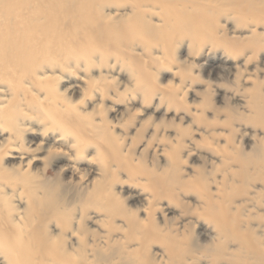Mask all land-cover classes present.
Wrapping results in <instances>:
<instances>
[{
    "label": "bare ground",
    "instance_id": "obj_1",
    "mask_svg": "<svg viewBox=\"0 0 264 264\" xmlns=\"http://www.w3.org/2000/svg\"><path fill=\"white\" fill-rule=\"evenodd\" d=\"M177 1L179 8L172 6ZM201 1L0 0V125L9 127L4 138L6 129H0V264H264V138L248 152L236 150L221 158L227 165L223 172L233 183L229 190L222 183L212 192L199 183L195 186L199 204L181 203L185 213L213 223L214 233L203 234L207 240L198 242L189 221L164 218L156 223L152 196L144 198L148 211L138 218L98 180L85 184L89 187L78 186L91 195L88 200L79 191L67 190L62 178L49 168L41 174L28 171L32 162L41 160V152L50 163L65 160V168L73 171L85 151L82 141L90 139L93 126L81 120L69 142H61L63 135L49 142L44 128L37 142L41 130L5 122L10 99L16 104H32V92L41 91L54 97L53 81L60 75L68 78L78 67L88 70L94 59L103 60L106 53L95 54L90 49L95 41L119 46L135 40L148 44L169 40L176 31L175 23L162 20L155 25L147 19L155 5L163 15L174 14L199 32L203 14L197 10L206 8L199 5ZM230 1L241 17L250 16L256 24H264V0ZM237 41L224 40L236 49L264 48L263 37L254 30L240 46ZM101 84L84 77L70 85L69 91H80L83 96L104 88ZM251 91V110L246 117L264 127V96L257 85ZM169 153V177L152 174L151 178L170 186L186 184L174 167L175 152ZM4 157L14 162L11 174L2 167ZM93 210L103 216L96 218L99 215ZM116 218L120 223H115ZM85 221L95 230L85 229ZM154 245H160L156 251Z\"/></svg>",
    "mask_w": 264,
    "mask_h": 264
},
{
    "label": "rangeland",
    "instance_id": "obj_2",
    "mask_svg": "<svg viewBox=\"0 0 264 264\" xmlns=\"http://www.w3.org/2000/svg\"><path fill=\"white\" fill-rule=\"evenodd\" d=\"M199 5L206 7L197 10L203 14L199 32L174 14L163 15L155 5L147 19L155 25L162 20L175 23L176 31L169 40L149 44L135 40L119 46L95 41L90 49L96 51L92 53H106V57L94 59L88 70L78 67L68 78L60 75L53 81L56 96L32 92V104H16L10 99L7 126L41 130L37 142L44 128L49 142L60 135L61 142H69L81 120L93 126L90 139L82 141L85 151L73 171L65 168V160L50 163L44 152L28 171L41 174L49 168L62 178L67 190L73 194L79 191L88 200L91 195L78 186L98 180L138 218L148 211L144 198L152 196L156 223L164 218L189 221L192 236L198 242L207 240L202 236L214 233L213 223L185 213L181 203L190 207L199 204L200 193L195 187L199 183L212 192L222 183L229 190L233 183L223 172L227 165L221 158L236 150L248 152L264 138V127L246 117L251 110L252 87L257 85L264 96V48L236 49L224 40H238L240 46L252 30L264 40V24H256L250 16L241 17L230 0H203ZM172 6L179 8V1ZM185 8H189L188 3ZM84 77L93 84L103 83L104 88L83 96L80 91L70 92L69 86ZM0 129H6L2 138L6 137L9 127L0 125ZM170 150L176 154L174 167L186 184L170 186L151 178L152 174L169 177ZM12 163L4 157L2 167L10 174ZM98 171L100 175L95 174ZM93 211L99 215L96 218L103 216L101 211ZM115 223H120V218ZM85 226L95 230L88 221ZM159 246L152 248L156 251Z\"/></svg>",
    "mask_w": 264,
    "mask_h": 264
}]
</instances>
